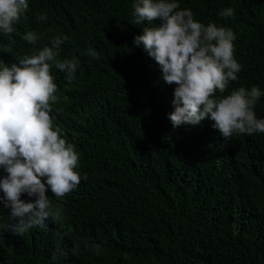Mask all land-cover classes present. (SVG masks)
<instances>
[{"label":"trees","instance_id":"trees-1","mask_svg":"<svg viewBox=\"0 0 264 264\" xmlns=\"http://www.w3.org/2000/svg\"><path fill=\"white\" fill-rule=\"evenodd\" d=\"M28 3L27 19L0 34V59L11 66L56 35L69 38L59 58L75 57L79 68L69 82L52 67V115L79 154L81 182L63 198L48 193L62 208L58 223L17 235L0 214V264H264V133L224 140L210 119L172 127L175 85L133 45L146 26L131 24L134 0ZM178 3L234 32L242 70L225 95L253 85L264 92V0ZM229 7L233 17L218 15ZM27 31L36 45L23 39ZM88 48L101 58L83 55ZM254 111L264 118V96Z\"/></svg>","mask_w":264,"mask_h":264},{"label":"clouds","instance_id":"clouds-1","mask_svg":"<svg viewBox=\"0 0 264 264\" xmlns=\"http://www.w3.org/2000/svg\"><path fill=\"white\" fill-rule=\"evenodd\" d=\"M28 9V0H0V34L14 33L15 26L27 19ZM133 9L131 24L146 25L133 45L142 46L163 81L175 85L173 111L168 114L173 128L210 119L224 140L233 134L264 133V118H257L254 111L264 96L258 86H241L225 95L242 70L234 56L236 37L230 28L195 20L178 0H134ZM218 15L231 18L234 9H222ZM36 19L43 21L46 16ZM23 39L36 45L39 37L27 31ZM68 39L56 35L50 46L25 54L11 66L0 59V214L8 216L13 234H23L49 218L60 222L62 208L53 206L49 196L63 198L81 182L76 171L79 154L52 115L57 101L52 67L65 73L69 82L79 68L75 57L59 58ZM82 54L101 58L93 48ZM55 111L59 114L61 109ZM24 194L35 197L34 201L24 202ZM92 248L100 250L99 245ZM78 253L74 247L72 254ZM60 255L66 253L61 250ZM56 258L54 253L52 259Z\"/></svg>","mask_w":264,"mask_h":264}]
</instances>
